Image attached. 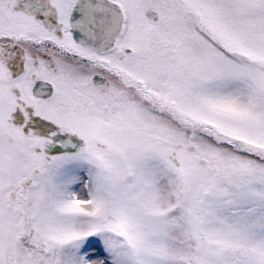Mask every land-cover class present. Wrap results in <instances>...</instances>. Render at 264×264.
<instances>
[{"label": "snow or ice", "instance_id": "1", "mask_svg": "<svg viewBox=\"0 0 264 264\" xmlns=\"http://www.w3.org/2000/svg\"><path fill=\"white\" fill-rule=\"evenodd\" d=\"M0 264H264V0H0Z\"/></svg>", "mask_w": 264, "mask_h": 264}]
</instances>
